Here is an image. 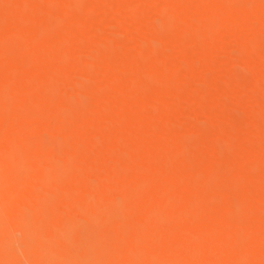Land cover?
I'll use <instances>...</instances> for the list:
<instances>
[{
	"label": "bare ground",
	"instance_id": "6f19581e",
	"mask_svg": "<svg viewBox=\"0 0 264 264\" xmlns=\"http://www.w3.org/2000/svg\"><path fill=\"white\" fill-rule=\"evenodd\" d=\"M0 264H264V0H0Z\"/></svg>",
	"mask_w": 264,
	"mask_h": 264
},
{
	"label": "rangeland",
	"instance_id": "374dc122",
	"mask_svg": "<svg viewBox=\"0 0 264 264\" xmlns=\"http://www.w3.org/2000/svg\"><path fill=\"white\" fill-rule=\"evenodd\" d=\"M78 78V77H77ZM76 77L74 78L75 80L77 79ZM81 79L83 80V78L82 77H79V79H77V80H80L81 81Z\"/></svg>",
	"mask_w": 264,
	"mask_h": 264
}]
</instances>
